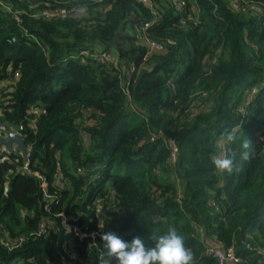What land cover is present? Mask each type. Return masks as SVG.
<instances>
[{"label":"trees","instance_id":"obj_1","mask_svg":"<svg viewBox=\"0 0 264 264\" xmlns=\"http://www.w3.org/2000/svg\"><path fill=\"white\" fill-rule=\"evenodd\" d=\"M0 86L29 155L3 150L0 264H101L102 232L169 227L196 264L212 241L264 264V0H0Z\"/></svg>","mask_w":264,"mask_h":264},{"label":"clouds","instance_id":"obj_2","mask_svg":"<svg viewBox=\"0 0 264 264\" xmlns=\"http://www.w3.org/2000/svg\"><path fill=\"white\" fill-rule=\"evenodd\" d=\"M236 141V135L229 132L220 140L221 150L213 155L211 162L221 173H232L236 167V154L227 150L226 146ZM251 142L242 144L245 151L240 153L242 160H248L247 151ZM103 252L101 264H196L195 253L186 246L184 237L175 227H169L167 232L153 237L151 245L146 244L144 238L137 235L132 240L125 241L116 233L108 231L100 234Z\"/></svg>","mask_w":264,"mask_h":264},{"label":"built area","instance_id":"obj_3","mask_svg":"<svg viewBox=\"0 0 264 264\" xmlns=\"http://www.w3.org/2000/svg\"><path fill=\"white\" fill-rule=\"evenodd\" d=\"M67 11L64 9H56V10H52V11H45L43 12V14L48 17V18H55V17H59L62 16L66 13ZM151 49H154L156 51H162L163 47L160 44L154 43V42H147ZM100 62H107L108 61V57L106 56V54H102L101 57L99 58ZM15 77L18 76V73L14 74ZM1 89V86H0ZM239 111L244 112V109L241 108L239 109ZM171 148H172V155H171V161L174 162V160L177 157V153H178V149L176 147V145L173 142H170ZM4 150V149H3ZM3 150H0V163L4 162L6 160H8V156L4 153ZM28 153L25 155V158H28ZM27 163H25L23 169L27 172H30L28 167H27ZM42 181V187L45 189L46 188V183L44 181L43 178H41ZM68 229H72V231L75 234H78L79 231L76 227L73 228H69L67 226ZM206 255L210 256L212 258H214L219 264H235L239 262V259L237 258V256L235 255V252L232 248L229 249H223L218 243H216L215 241H212L209 243V247H207L206 250Z\"/></svg>","mask_w":264,"mask_h":264},{"label":"water","instance_id":"obj_4","mask_svg":"<svg viewBox=\"0 0 264 264\" xmlns=\"http://www.w3.org/2000/svg\"><path fill=\"white\" fill-rule=\"evenodd\" d=\"M0 131L3 135H0V148L6 150H16L21 152L23 156L28 153V148L24 143L23 137L18 132H13L2 123H0Z\"/></svg>","mask_w":264,"mask_h":264},{"label":"crops","instance_id":"obj_5","mask_svg":"<svg viewBox=\"0 0 264 264\" xmlns=\"http://www.w3.org/2000/svg\"><path fill=\"white\" fill-rule=\"evenodd\" d=\"M1 150H3V148Z\"/></svg>","mask_w":264,"mask_h":264}]
</instances>
